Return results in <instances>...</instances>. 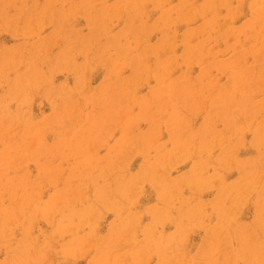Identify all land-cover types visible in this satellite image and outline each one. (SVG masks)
Here are the masks:
<instances>
[{"label":"rangeland","instance_id":"1","mask_svg":"<svg viewBox=\"0 0 264 264\" xmlns=\"http://www.w3.org/2000/svg\"><path fill=\"white\" fill-rule=\"evenodd\" d=\"M0 264H264V0H0Z\"/></svg>","mask_w":264,"mask_h":264}]
</instances>
